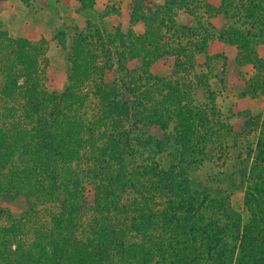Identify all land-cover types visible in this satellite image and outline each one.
I'll use <instances>...</instances> for the list:
<instances>
[{
	"label": "trees",
	"instance_id": "trees-1",
	"mask_svg": "<svg viewBox=\"0 0 264 264\" xmlns=\"http://www.w3.org/2000/svg\"><path fill=\"white\" fill-rule=\"evenodd\" d=\"M131 20L143 34L64 24L53 93L46 41L13 36L0 9V199L25 203L0 206V264H264V118L196 105L189 81L215 38L258 63L264 0H140Z\"/></svg>",
	"mask_w": 264,
	"mask_h": 264
},
{
	"label": "rangeland",
	"instance_id": "rangeland-1",
	"mask_svg": "<svg viewBox=\"0 0 264 264\" xmlns=\"http://www.w3.org/2000/svg\"><path fill=\"white\" fill-rule=\"evenodd\" d=\"M85 8H90L94 4L95 0H83ZM158 3L156 5H163L164 0H156ZM58 0H7L1 6V14L3 23L6 29L13 35L27 39L29 41H39L44 39L49 48V65L48 74L50 76V81L48 83V88L53 93H62L67 84V74L65 69V55H64V40L60 38V33L64 31V24L66 28L70 25L78 29H84L87 25L77 26L71 23H62L58 20L60 12L56 7ZM132 11L135 10L140 0H131ZM20 4V6H19ZM247 4V3H246ZM116 7L113 6L112 10L108 11V14H115ZM183 16L179 17V21L184 25H188L193 22V18L186 15L184 11H181ZM113 16V15H111ZM120 20H123L120 19ZM40 21L41 23H48L50 27L46 25H39L34 23ZM118 20L108 19L105 21H98L94 15L87 21L90 25L99 26L103 30L110 33H114L116 30L123 31L118 27ZM141 23V22H138ZM262 27H259L257 31L259 32ZM145 31V26L135 30L136 34H143ZM264 31V29H263ZM128 32V31H123ZM67 36L70 35L71 30H66ZM219 33V32H218ZM216 33V34H218ZM42 38L39 35H43ZM211 42V41H210ZM209 42V45H210ZM69 44V41H68ZM208 45V46H209ZM209 48L203 53H199L196 57V69L193 73H190L189 81L195 80L193 100L196 105H210L211 107H217L226 116H231L233 113H244L249 114L254 117H258L260 120L264 118V107H260L257 104L255 111L247 110V104L245 102H239L238 99L243 96V92L251 94L252 91L258 90L264 84V69L263 65L253 62H245L241 58L244 54H240L239 58L241 64H254L258 70L259 74L257 76H245L239 74V72L229 73L226 68H223L224 60L220 57H213L208 52ZM238 50V49H237ZM239 51V50H238ZM262 61V60H261ZM175 58L166 57L157 61L151 68V72L157 77L167 79L169 78L173 71L175 70ZM228 73V72H227ZM244 74V73H243ZM239 103H242L239 105ZM235 120L233 119V122ZM258 133H254L250 137L252 143L255 142V137ZM232 202L234 208L238 212L244 213V193L240 190H236L232 195ZM0 206L8 211H10L14 216H19L24 212L25 203L23 200H8L0 199ZM246 218V214H244Z\"/></svg>",
	"mask_w": 264,
	"mask_h": 264
},
{
	"label": "crops",
	"instance_id": "crops-1",
	"mask_svg": "<svg viewBox=\"0 0 264 264\" xmlns=\"http://www.w3.org/2000/svg\"><path fill=\"white\" fill-rule=\"evenodd\" d=\"M155 4L158 2L153 0ZM164 0L162 3H164ZM207 4L214 10H220L222 7L223 0H206ZM20 6V4H19ZM116 7L115 14H108L109 10H112V7ZM56 7L58 8L60 15L58 20L62 23H71L76 24L77 26L87 25V21L91 18L92 15L96 17L98 21H105L108 19L118 20L117 25L123 31H129L130 29L136 30L144 26L143 23H132V3L131 0H95L94 4L90 8H85L83 0H58ZM123 20H120L122 19ZM47 26L48 23H41L40 21L35 22L37 25ZM211 24L214 28L215 33H218L224 26V18L220 15H216L211 18ZM45 36L39 35L40 38ZM211 56L220 57L224 60L223 68L227 69V72L224 73L226 76L229 73L239 72L241 75L245 76H257L259 74L258 68L254 64H241L239 62V51L233 45L227 44L224 41L215 38L210 42L209 51ZM257 58L264 61V39H261L256 47ZM226 66V67H225ZM244 73V74H243ZM239 102H245L247 104V110L255 111L257 104H260V107H264V84L263 88L256 90L254 94H245L238 99ZM242 103H239V105Z\"/></svg>",
	"mask_w": 264,
	"mask_h": 264
}]
</instances>
